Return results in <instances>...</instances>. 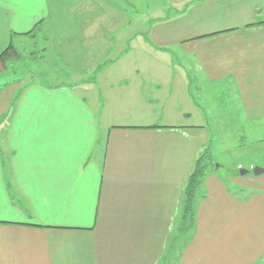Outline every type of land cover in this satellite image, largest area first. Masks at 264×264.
Masks as SVG:
<instances>
[{
	"label": "crops",
	"instance_id": "obj_1",
	"mask_svg": "<svg viewBox=\"0 0 264 264\" xmlns=\"http://www.w3.org/2000/svg\"><path fill=\"white\" fill-rule=\"evenodd\" d=\"M126 1L0 0V74L30 81L0 89V264H264V173L209 172L177 226L209 141L187 81L264 129V0H165L145 31L111 22Z\"/></svg>",
	"mask_w": 264,
	"mask_h": 264
},
{
	"label": "rangeland",
	"instance_id": "obj_2",
	"mask_svg": "<svg viewBox=\"0 0 264 264\" xmlns=\"http://www.w3.org/2000/svg\"><path fill=\"white\" fill-rule=\"evenodd\" d=\"M126 3V16H111V22L114 23L119 21L121 24L131 23L130 27L133 30L135 27L138 28L142 25L145 31L152 21L161 20L166 18L167 15H173L175 12L165 0H127ZM33 50V48L30 49V51ZM167 57L171 59L170 56ZM17 65L18 66H14L13 69H19L22 66V62ZM33 66L34 64L32 68H34ZM37 67L38 70H43L42 65ZM175 68L177 70L181 68V66L175 63ZM18 69L14 71L16 72ZM47 71V76L42 75L39 78L41 81H50V83H54L57 75L53 73L52 70ZM123 72L126 73V68ZM189 74L185 73L186 76H196L192 73ZM20 76H22V74H20ZM79 76L88 78L93 76V74L92 71L88 73L83 72L82 74H69L67 80L64 82L72 84L77 82L76 79ZM127 77L128 73L125 78ZM14 79L12 76L8 77L6 74L1 75L0 86L4 83L8 84L9 82H15V84L25 82L26 85L30 83L26 78H21L19 80ZM187 82L186 91H189L190 96L194 100V104L200 107L202 116L201 122L209 134L208 147L215 165L210 169V172L216 169L220 174L219 176L223 177L226 182L229 183V181H227V176L233 175L239 177L241 176V170L251 172L255 167L264 170V129L250 126L243 120L244 116L239 109L235 97L232 95L230 83H227V81L211 82L209 80H197L196 78L192 79L190 82L188 80ZM233 188L235 187H232V189Z\"/></svg>",
	"mask_w": 264,
	"mask_h": 264
},
{
	"label": "trees",
	"instance_id": "obj_3",
	"mask_svg": "<svg viewBox=\"0 0 264 264\" xmlns=\"http://www.w3.org/2000/svg\"><path fill=\"white\" fill-rule=\"evenodd\" d=\"M168 18V16H166ZM166 18H163L166 20ZM41 21H39L36 25V28L28 33H25L27 37L34 36L35 32L42 27ZM262 23V22H260ZM259 24V23H258ZM34 37H31V39ZM19 60V55L13 45H8L1 53H0V66L2 70L0 73L6 71L8 69L7 63L14 62ZM102 67L99 65L95 69V73ZM1 75V74H0ZM8 84L4 83L0 86V89L5 88ZM264 141V140H263ZM209 144L203 148L197 155L192 173L186 183L185 191H184V200L182 205V214H181V223H179L178 229L181 231H187V229H191L193 227V219H194V210L195 204L200 195L201 186L203 184V180L205 176L210 172L215 165L212 160Z\"/></svg>",
	"mask_w": 264,
	"mask_h": 264
},
{
	"label": "water",
	"instance_id": "obj_4",
	"mask_svg": "<svg viewBox=\"0 0 264 264\" xmlns=\"http://www.w3.org/2000/svg\"><path fill=\"white\" fill-rule=\"evenodd\" d=\"M251 172H252V174H253L254 176H258V175H260V174H263V173H264V170L255 167V168L252 169ZM246 173H247V171H242V170L240 171V175H241V176L245 175Z\"/></svg>",
	"mask_w": 264,
	"mask_h": 264
}]
</instances>
